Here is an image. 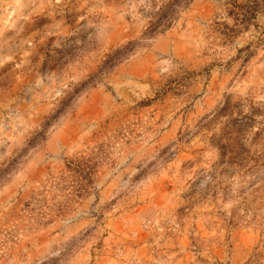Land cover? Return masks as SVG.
Returning <instances> with one entry per match:
<instances>
[{
    "label": "rangeland",
    "instance_id": "rangeland-1",
    "mask_svg": "<svg viewBox=\"0 0 264 264\" xmlns=\"http://www.w3.org/2000/svg\"><path fill=\"white\" fill-rule=\"evenodd\" d=\"M0 264H264V0H0Z\"/></svg>",
    "mask_w": 264,
    "mask_h": 264
}]
</instances>
